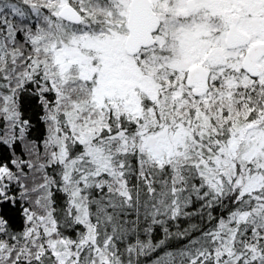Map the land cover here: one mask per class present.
Here are the masks:
<instances>
[{
    "label": "snow or ice",
    "instance_id": "snow-or-ice-1",
    "mask_svg": "<svg viewBox=\"0 0 264 264\" xmlns=\"http://www.w3.org/2000/svg\"><path fill=\"white\" fill-rule=\"evenodd\" d=\"M0 264H264V0H0Z\"/></svg>",
    "mask_w": 264,
    "mask_h": 264
}]
</instances>
